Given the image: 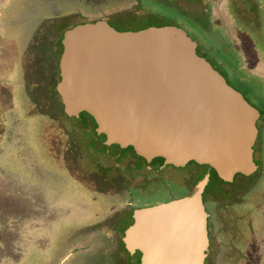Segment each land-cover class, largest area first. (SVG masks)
I'll use <instances>...</instances> for the list:
<instances>
[{
    "label": "water",
    "instance_id": "water-1",
    "mask_svg": "<svg viewBox=\"0 0 264 264\" xmlns=\"http://www.w3.org/2000/svg\"><path fill=\"white\" fill-rule=\"evenodd\" d=\"M115 25L97 21L65 32L56 87L65 113L90 119L107 145L148 161L195 162L227 182L254 174L260 112L198 55L197 43L177 27ZM206 184L136 211L126 249L141 252V264H205Z\"/></svg>",
    "mask_w": 264,
    "mask_h": 264
},
{
    "label": "rangeland",
    "instance_id": "rangeland-1",
    "mask_svg": "<svg viewBox=\"0 0 264 264\" xmlns=\"http://www.w3.org/2000/svg\"><path fill=\"white\" fill-rule=\"evenodd\" d=\"M241 1L233 3L237 17L241 15L237 10H243ZM140 4L146 5L144 0ZM112 5L107 0H0V27L3 26L0 36V210L11 211L12 222L16 224L5 228L0 222V264H12L10 259H15L13 264H59L70 253L65 264H94L91 262L100 257L101 243L91 232H100L101 228L87 226L97 215L117 206L118 200L108 201L105 196L86 192L72 181H66V167L58 159L63 132L42 113L55 111L58 116L62 109L56 85L65 32L119 8L118 4ZM204 5L201 3V26L184 20L201 34L198 38L202 53L206 54L208 49L212 52L211 57L204 55L207 60L221 70L231 85L240 87L235 82L237 76L227 70V66L234 70L240 62L235 35L230 34L226 23L232 13L224 11L223 5L218 7L216 2L213 7L218 15L211 19L208 12V20ZM124 17V26L142 27L152 23L148 17L136 14ZM260 17L264 18V13ZM240 26L243 33L248 32ZM248 33L256 49L264 53V31L260 34L261 41L253 29ZM214 57L221 59V63ZM245 96L254 106L264 108L262 84H249ZM261 112L264 118V110ZM240 180L241 185L236 187L245 185L248 202L242 204L244 211H237L242 215L231 218L242 238V243L235 246L240 255H232L235 263L229 262L228 255H213L214 264H264V163L259 173ZM172 191L175 195L184 194L180 188ZM168 196L165 191L158 192L142 196L135 203L149 206L167 201ZM37 218L41 220L39 224L35 221ZM102 229L106 232V228ZM103 242L104 247L109 245L107 240ZM18 250L22 256L17 254ZM119 262L123 264V260Z\"/></svg>",
    "mask_w": 264,
    "mask_h": 264
},
{
    "label": "flooded vegetation",
    "instance_id": "flooded-vegetation-1",
    "mask_svg": "<svg viewBox=\"0 0 264 264\" xmlns=\"http://www.w3.org/2000/svg\"><path fill=\"white\" fill-rule=\"evenodd\" d=\"M132 1L133 7H131ZM216 2L219 3L218 7L223 5L224 11L232 13L233 18L230 16V21H226V23L230 34H235L236 52L240 62L236 63L234 70H231L232 68L228 66L227 70L229 73L232 72L237 76L238 79L235 82L240 87L231 85L232 82H229L221 70L207 60L205 56L209 55L211 57L212 52L209 49L208 51L205 49L206 54L202 53L201 43L198 38L201 34L196 32V29L193 30L189 27L184 20V18L191 20L201 26V3L207 6V10L203 9L207 11V15L209 12L211 19H213L215 15H218L213 7V4ZM234 2L235 0H212L211 2L210 0L206 2L203 0H144L146 5L142 7L140 0H107L108 5L118 4L119 8L116 11L98 14L99 17L97 19L86 23L108 21L111 24H115L120 20V23L124 24V16L128 17V14H136L137 16L148 17L152 21L149 24L150 26L157 25L159 27L171 26L180 28L197 43L198 55L205 58L225 78L227 83L240 92L248 101L245 96V92L248 91V85L251 83H263L262 85L264 86V80L249 74V70L242 66V54L240 53L239 47L241 44L237 38L240 35H243L242 38H245L244 36L253 29V33L258 34L259 40L261 41L260 34L264 31V18H261L260 14L264 13V0H242L243 10L239 8L236 12L241 14L239 15L240 17L235 16L237 14L233 11ZM139 5L141 9H139ZM209 7L211 11H209ZM261 10L262 12H260ZM206 11L202 13L205 15ZM153 21L156 23L153 24ZM240 25L248 32L243 33L244 30ZM220 29L222 30L221 27ZM212 56L217 55L213 54ZM214 59L218 63H221V59L219 60L215 57ZM223 64H225V60ZM58 97L60 99L59 94ZM250 104L260 112V118L257 121L258 136L254 146V162L258 169L251 175L253 176L261 171L264 163V118L261 112L264 108L254 106L252 103ZM60 110L58 116L55 115V111H45L42 114L52 120L63 132L59 145L61 154L58 159L66 167L64 174L67 179L66 181H72L74 185L81 190L84 189L86 192H91L100 197L105 196V199L108 201L118 200L117 206H111L105 214L100 213L91 221V225L87 226L88 229L101 228L100 232L98 230V232L96 230L91 232L98 240L97 242L99 244L101 243L99 249L100 257L91 263L120 264L119 261L121 259L123 260V264L126 261L127 264H141L142 253L139 251L129 252L123 241L125 232L135 222V212L188 197L197 190L199 183L205 179H207V184L202 194V200L208 215L207 232L209 239L208 250L205 253L207 255L205 264H214L213 255H228L229 262L232 263L234 261L235 263L234 256L232 255H240L235 251V246L238 243H242V238L238 236L231 218L233 215L241 214L244 211L242 210V204L248 202L245 197V192L248 189L245 185L240 188L236 186L242 182L240 180L241 178L247 179L251 176L237 174L233 178V181L227 182L221 179L212 167L199 165L195 162H189L183 167H177L166 164L160 158L148 161L136 155L132 150L122 149L115 145H107L105 139L97 134L90 119L83 117L75 119L68 116L64 111L63 105ZM57 117L61 118V121L56 120ZM176 188L183 190L184 194L175 195L172 190ZM164 191L166 195H169L167 201L149 204V206L135 203L136 199L142 198V196L153 195ZM219 196H223L224 199H219ZM0 203H2V200H0ZM12 214L11 211L5 212V209L0 210V222L5 228L16 225L12 222ZM40 221L38 220L37 223L39 224ZM102 228H106V232ZM104 240H107V244H109L106 247H104ZM19 250L21 249L19 248ZM19 250L17 254L22 255V252ZM253 252L251 251L250 253L253 255ZM69 255L72 254L70 253ZM69 255L62 257L59 264H65ZM115 255H128V257L125 259L122 256L116 257Z\"/></svg>",
    "mask_w": 264,
    "mask_h": 264
},
{
    "label": "crops",
    "instance_id": "crops-1",
    "mask_svg": "<svg viewBox=\"0 0 264 264\" xmlns=\"http://www.w3.org/2000/svg\"><path fill=\"white\" fill-rule=\"evenodd\" d=\"M229 26V25H228ZM230 27V26H229ZM3 26L0 27V36L3 34L2 30ZM245 33V32H244ZM235 35V34H234ZM243 35H240L237 39L240 42V53L242 54V66L249 70V74L253 76L260 77L264 80V55L263 52H259L255 47V41H253L251 35L247 33L245 38H242ZM263 84V83H262ZM1 139V136H0ZM3 192V190L1 191ZM1 197V194H0ZM40 219H36L35 221L38 222ZM38 224V223H37ZM22 256V255H21ZM21 256L17 257L21 258ZM10 259V258H9ZM15 259H10L11 263L13 264Z\"/></svg>",
    "mask_w": 264,
    "mask_h": 264
}]
</instances>
